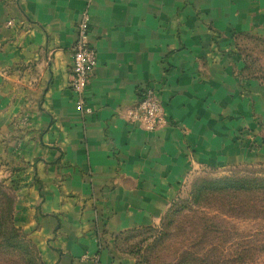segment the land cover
<instances>
[{
	"label": "crops",
	"instance_id": "0c3cea01",
	"mask_svg": "<svg viewBox=\"0 0 264 264\" xmlns=\"http://www.w3.org/2000/svg\"><path fill=\"white\" fill-rule=\"evenodd\" d=\"M87 13L97 65L79 110L69 67ZM245 35L264 39V0H0V183L44 264H121L116 237L159 225L190 178L261 155L239 134L264 138ZM149 85L155 131L129 118Z\"/></svg>",
	"mask_w": 264,
	"mask_h": 264
},
{
	"label": "rangeland",
	"instance_id": "374dc122",
	"mask_svg": "<svg viewBox=\"0 0 264 264\" xmlns=\"http://www.w3.org/2000/svg\"><path fill=\"white\" fill-rule=\"evenodd\" d=\"M236 43L246 75L264 84V39L245 35ZM246 130L239 133L246 140L244 148L253 154L260 148L261 155L227 170L202 169L190 178L159 225L116 237L121 264H264V192L208 193L199 204L191 196L193 186L205 179L264 177V138ZM0 186L15 201L13 188ZM14 223L19 239L8 242L9 236L0 232V264H44L36 244L21 232L15 218Z\"/></svg>",
	"mask_w": 264,
	"mask_h": 264
},
{
	"label": "built area",
	"instance_id": "2783aa9c",
	"mask_svg": "<svg viewBox=\"0 0 264 264\" xmlns=\"http://www.w3.org/2000/svg\"><path fill=\"white\" fill-rule=\"evenodd\" d=\"M16 1V0H12ZM7 26L15 22L9 19ZM91 25L88 13L77 23V39L72 47L73 62L69 67L70 86L77 95V108L84 110L83 93L89 84L92 72L97 65V52L90 40ZM130 121L148 131H155L165 124L164 106L155 87L149 85L130 114ZM94 264H100L98 256Z\"/></svg>",
	"mask_w": 264,
	"mask_h": 264
},
{
	"label": "trees",
	"instance_id": "16d2710c",
	"mask_svg": "<svg viewBox=\"0 0 264 264\" xmlns=\"http://www.w3.org/2000/svg\"><path fill=\"white\" fill-rule=\"evenodd\" d=\"M264 192V177H223L205 179L201 184L194 185L191 196L194 204H199L203 195L208 193ZM15 201L8 191L0 186V232L5 233L8 242L19 239V228L14 223ZM164 219V218H163ZM22 232V230H21ZM13 245L17 246L16 243Z\"/></svg>",
	"mask_w": 264,
	"mask_h": 264
}]
</instances>
